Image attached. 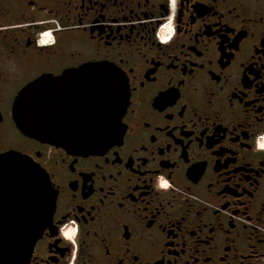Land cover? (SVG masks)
<instances>
[{
    "label": "flooded vegetation",
    "instance_id": "af4514ba",
    "mask_svg": "<svg viewBox=\"0 0 264 264\" xmlns=\"http://www.w3.org/2000/svg\"><path fill=\"white\" fill-rule=\"evenodd\" d=\"M124 78L118 144L23 135L29 84L87 65ZM264 0H0V155L47 174L29 264H264Z\"/></svg>",
    "mask_w": 264,
    "mask_h": 264
},
{
    "label": "water",
    "instance_id": "95a60500",
    "mask_svg": "<svg viewBox=\"0 0 264 264\" xmlns=\"http://www.w3.org/2000/svg\"><path fill=\"white\" fill-rule=\"evenodd\" d=\"M127 101V84L119 72L93 64L29 84L15 98L13 118L28 138L96 155L122 138ZM54 209L45 171L20 154L0 155V264H29Z\"/></svg>",
    "mask_w": 264,
    "mask_h": 264
},
{
    "label": "clouds",
    "instance_id": "9594fccd",
    "mask_svg": "<svg viewBox=\"0 0 264 264\" xmlns=\"http://www.w3.org/2000/svg\"><path fill=\"white\" fill-rule=\"evenodd\" d=\"M261 139H264V137H262ZM258 147L264 148V143H259V141H258Z\"/></svg>",
    "mask_w": 264,
    "mask_h": 264
}]
</instances>
